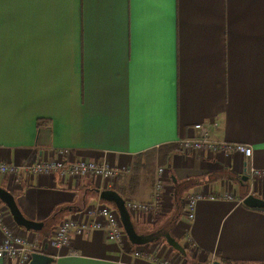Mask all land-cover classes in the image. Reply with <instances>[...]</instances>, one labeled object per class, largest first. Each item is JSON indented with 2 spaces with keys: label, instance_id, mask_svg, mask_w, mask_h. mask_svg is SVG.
<instances>
[{
  "label": "crops",
  "instance_id": "1",
  "mask_svg": "<svg viewBox=\"0 0 264 264\" xmlns=\"http://www.w3.org/2000/svg\"><path fill=\"white\" fill-rule=\"evenodd\" d=\"M198 123L216 141L250 145L251 157L185 153L179 141L198 136ZM60 149L127 172L0 176L43 228L10 213L7 224L53 264H264V208L243 203L264 199V0H0V160L33 164ZM251 167L262 176L244 180ZM159 180L160 206L129 211L137 235L158 239L117 243L93 230L51 244L63 221L108 204L103 190L151 205ZM199 194L190 219L186 201Z\"/></svg>",
  "mask_w": 264,
  "mask_h": 264
},
{
  "label": "built area",
  "instance_id": "2",
  "mask_svg": "<svg viewBox=\"0 0 264 264\" xmlns=\"http://www.w3.org/2000/svg\"><path fill=\"white\" fill-rule=\"evenodd\" d=\"M195 128L199 132L198 136L187 137L179 141L180 148L185 153L211 152L218 149L225 152H241L246 159H249L252 155L253 149L250 145L216 141L211 137L209 129L202 123L196 124ZM246 169H248L247 162ZM125 172H127L126 168H117L103 161L72 158L69 149H60L55 158H45L33 164L17 165L0 160V176H13L16 182H20L24 174H58L61 177H84L90 175L110 181ZM163 172L164 169L159 168V173L163 174ZM262 174L261 170L254 167H251L248 171V175L251 177H259ZM162 187L163 182L159 180L157 183L159 191L153 204L148 205L129 200L125 202L127 209L133 213L157 209L162 201V194L160 193ZM201 198L202 195L199 194L187 199V216L190 219L194 218L195 205ZM226 198H231V195H227ZM7 213H9L8 209L0 204V231L3 234V238L0 241V259H5L7 264H29L32 253L37 252L39 246L28 235L17 231L15 227L7 224ZM93 230H103L107 234L108 239L117 243H122L126 236L123 222L117 209L110 207L108 204L99 203L86 209L80 218H70L63 221L58 228L56 237L51 240V244L56 248H61L70 242L72 233L83 234ZM133 252L136 257L145 256V253L141 250ZM147 258L153 264H172L167 260H161L159 257Z\"/></svg>",
  "mask_w": 264,
  "mask_h": 264
},
{
  "label": "water",
  "instance_id": "3",
  "mask_svg": "<svg viewBox=\"0 0 264 264\" xmlns=\"http://www.w3.org/2000/svg\"><path fill=\"white\" fill-rule=\"evenodd\" d=\"M249 176L250 175H245L244 180H248L250 178ZM100 198L101 200L111 203L115 206L123 222L125 232L127 236L129 237V239L134 244H146L160 237L158 235H153V234H150L147 236H141L135 233L133 229V224L131 222V215H130L129 210L126 207V203L115 190H112V189L103 190L100 194ZM0 201L8 209L14 222L18 226L26 229L27 231H41L42 230L43 223L33 221L25 217V215L19 208L14 195L9 190L2 187L1 185H0ZM243 203L249 207L264 208V199L259 198L253 194H248L244 198ZM163 236L165 237L167 243L171 247L177 250L183 249L181 245L178 243V241L175 239V237L171 235V233H164ZM53 261H54V257L51 255H48L45 253L33 252L29 264H52ZM212 264H227V263L216 260V261H213Z\"/></svg>",
  "mask_w": 264,
  "mask_h": 264
},
{
  "label": "trees",
  "instance_id": "4",
  "mask_svg": "<svg viewBox=\"0 0 264 264\" xmlns=\"http://www.w3.org/2000/svg\"><path fill=\"white\" fill-rule=\"evenodd\" d=\"M41 124H43V122H42V121H39V122H38V125L40 126ZM0 204L3 205V206H5L1 201H0ZM263 210H264V209H263ZM53 262H54V261H53ZM225 263H227V264H236V263H232V262H229V261H225ZM52 264H53V263H52ZM204 264H211V261H210V260H206Z\"/></svg>",
  "mask_w": 264,
  "mask_h": 264
},
{
  "label": "rangeland",
  "instance_id": "5",
  "mask_svg": "<svg viewBox=\"0 0 264 264\" xmlns=\"http://www.w3.org/2000/svg\"><path fill=\"white\" fill-rule=\"evenodd\" d=\"M108 205L110 206V207H112V208H115V206L113 205V204H111V203H108ZM116 209V208H115Z\"/></svg>",
  "mask_w": 264,
  "mask_h": 264
}]
</instances>
